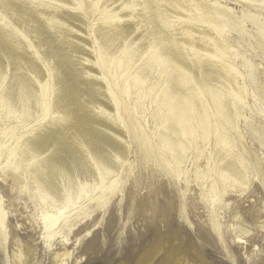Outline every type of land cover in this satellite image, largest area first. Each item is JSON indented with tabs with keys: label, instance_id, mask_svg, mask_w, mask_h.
<instances>
[{
	"label": "bare ground",
	"instance_id": "6f19581e",
	"mask_svg": "<svg viewBox=\"0 0 264 264\" xmlns=\"http://www.w3.org/2000/svg\"><path fill=\"white\" fill-rule=\"evenodd\" d=\"M97 11L92 38L99 57L93 62L85 56L91 64L81 68L77 54H89L86 14ZM247 36L264 50V0H0V110L25 122L0 169L13 183L26 172L33 185L26 188L29 196L51 201L39 222L48 248L61 238L51 264H70L69 234L117 192L114 177L128 153L123 119L100 101L105 95L118 113L119 98L108 77L94 69L100 60L117 58L120 73L114 76L123 92L134 88L137 99L145 95L157 102L156 145L169 157L163 165L177 178L186 173L193 138L209 141L216 132L218 160L208 151L194 180L205 188L213 213L229 187L248 186L249 165L263 174L261 156L248 145L240 124L254 132L239 80L244 74L224 58L242 60L257 82L259 64L229 41ZM154 71L162 81L145 88ZM255 133L263 144L264 134ZM260 181L264 185V178ZM235 214L240 219L235 239L245 243L254 228ZM5 219L0 204V229ZM221 227L213 218L211 228L222 240ZM166 241L162 235L154 239L136 264L154 260ZM16 245L15 264H34L33 250ZM172 254L161 264H195L180 246Z\"/></svg>",
	"mask_w": 264,
	"mask_h": 264
},
{
	"label": "rangeland",
	"instance_id": "374dc122",
	"mask_svg": "<svg viewBox=\"0 0 264 264\" xmlns=\"http://www.w3.org/2000/svg\"><path fill=\"white\" fill-rule=\"evenodd\" d=\"M99 15V11L86 14L89 20L84 39L87 40L89 54H77L76 58L81 57V68L91 64L84 61L85 56L93 62L99 57L95 39L92 38L93 23L97 22ZM249 29L255 31L252 26ZM247 37L239 38V43L236 38L229 41L241 51H247L259 64L257 82L246 73L242 60L224 58L234 62L244 74V79L239 80L245 85L244 99L248 103L245 112L250 117L254 132L244 121L240 124L248 145L261 156L263 174L258 176L248 164V186L229 187L214 213L206 192H203L205 188L194 180L197 168L206 164L208 151L213 153L215 161L218 160L220 145L216 144V132L212 133L209 141L200 136L193 138L194 147L189 151L186 173L177 178L171 166L163 165L169 157L156 145L155 136L161 121L157 102L145 95L137 99L133 94L134 88L130 89V93L120 89L114 76L120 73L117 58L100 60L97 66L93 64L94 69L108 77L119 98L118 113L105 95L100 96V101L104 102L114 118L123 119L128 153L120 161L117 176L114 177L118 181L117 192L109 196L104 207L97 208L90 217L77 223L69 234V248L73 253L70 264H136L146 248L161 235L167 240L163 244L164 249L148 264H161L165 259H173L175 254H170L179 246L195 264L202 262L197 251L205 258V264H264V185L260 181L261 177L264 178V143L255 133L264 134V50L255 38L248 37V40ZM141 62L139 60L134 68ZM100 73L96 72L98 76ZM158 81L162 80L154 71L145 88ZM24 124L22 119L5 117L0 110V165L5 164L10 153L13 135L21 132ZM220 184L224 187V183ZM32 186L26 172H23L20 183H13L0 169V204L6 212L5 228L0 229V264H15L13 248L18 243L26 250H33L30 255L34 264H51L52 253L62 248L61 238L54 240L51 248L46 246L44 229L39 222L42 213L49 210L51 201H43L38 196L31 198L26 188ZM225 203L228 205L225 206ZM236 211L254 228L244 238L245 243H238L235 239L234 228L240 222ZM233 216H236L235 219ZM213 218L218 219L222 226V240L211 228ZM77 228L81 229L80 233H77ZM76 257H79L78 261Z\"/></svg>",
	"mask_w": 264,
	"mask_h": 264
}]
</instances>
